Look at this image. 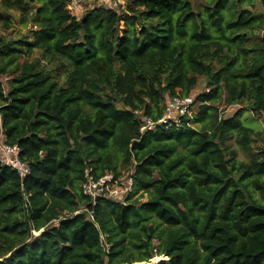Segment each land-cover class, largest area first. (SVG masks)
<instances>
[{
  "label": "trees",
  "instance_id": "1",
  "mask_svg": "<svg viewBox=\"0 0 264 264\" xmlns=\"http://www.w3.org/2000/svg\"><path fill=\"white\" fill-rule=\"evenodd\" d=\"M68 2L0 0V126L31 168L0 163V264H264V130L242 120L264 112V0ZM200 78L190 117L140 133L134 110ZM88 169L134 179L93 221Z\"/></svg>",
  "mask_w": 264,
  "mask_h": 264
},
{
  "label": "built area",
  "instance_id": "2",
  "mask_svg": "<svg viewBox=\"0 0 264 264\" xmlns=\"http://www.w3.org/2000/svg\"><path fill=\"white\" fill-rule=\"evenodd\" d=\"M82 0H69L67 9L71 14L79 9ZM122 2V0H119ZM192 95L168 96L165 100L164 111L160 118L153 120L151 117L144 115L141 110H134L135 116L140 119V133L151 131L158 125L170 126L171 123L177 124L181 117L191 116L193 107ZM0 163L15 170L20 178H24L30 173V166L19 157V148L17 145L6 143L4 133L0 126ZM132 169L129 172H121L116 175L109 171L103 175L95 177L86 171L85 180L81 183V192L88 197V206L77 209L73 214L86 213L90 220H94L95 205L98 198H107L118 203H123L125 199L134 191V179ZM28 194L24 193L27 203ZM26 206V204H25Z\"/></svg>",
  "mask_w": 264,
  "mask_h": 264
},
{
  "label": "rangeland",
  "instance_id": "3",
  "mask_svg": "<svg viewBox=\"0 0 264 264\" xmlns=\"http://www.w3.org/2000/svg\"><path fill=\"white\" fill-rule=\"evenodd\" d=\"M118 2H120L119 0H82L80 3V7L79 9L75 12V14L77 15V17H79L82 12L84 10H86V8L91 7L92 5H96V4H107L109 3L110 6L116 7ZM15 21V20H14ZM18 29H20L18 23L16 22L14 24V27L12 29V33H16L18 31ZM23 30V29H22ZM7 76L4 75H0V81H2V83L4 84V86L6 87V82H7ZM204 89V83L202 81V78H200L199 83L197 84V86L195 87V89L192 91L191 95L192 97H194L195 95H197L198 93H201ZM239 108V105H231V106H227L225 107V109L223 110V112L221 113V115L225 116V115H231L233 114L237 109ZM256 119L253 121H245V117H243V123L249 126H253L257 129L262 128L264 130V112H262L259 115H255ZM260 145H263L262 142H259ZM228 144L234 148L236 150V154H237V158L241 159V160H248L249 159V153L243 151L241 148H239L238 145L235 144L234 139L230 138L228 140ZM254 151V150H253ZM145 200V196H143L142 198H140V201ZM166 257L163 256H154L153 258H151L149 261H162V260H166Z\"/></svg>",
  "mask_w": 264,
  "mask_h": 264
},
{
  "label": "water",
  "instance_id": "4",
  "mask_svg": "<svg viewBox=\"0 0 264 264\" xmlns=\"http://www.w3.org/2000/svg\"><path fill=\"white\" fill-rule=\"evenodd\" d=\"M158 261H159V260H157V261H148V262H146V261H142V262H137V263H135V264H157Z\"/></svg>",
  "mask_w": 264,
  "mask_h": 264
},
{
  "label": "crops",
  "instance_id": "5",
  "mask_svg": "<svg viewBox=\"0 0 264 264\" xmlns=\"http://www.w3.org/2000/svg\"><path fill=\"white\" fill-rule=\"evenodd\" d=\"M122 1H123V0H122ZM105 5L110 6L109 3H107V4H105Z\"/></svg>",
  "mask_w": 264,
  "mask_h": 264
}]
</instances>
